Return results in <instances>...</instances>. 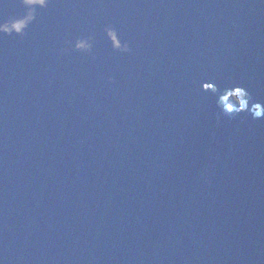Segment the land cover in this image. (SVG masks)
<instances>
[{"label": "water", "instance_id": "water-1", "mask_svg": "<svg viewBox=\"0 0 264 264\" xmlns=\"http://www.w3.org/2000/svg\"><path fill=\"white\" fill-rule=\"evenodd\" d=\"M29 12L0 33V264H264V0H0Z\"/></svg>", "mask_w": 264, "mask_h": 264}, {"label": "clouds", "instance_id": "clouds-1", "mask_svg": "<svg viewBox=\"0 0 264 264\" xmlns=\"http://www.w3.org/2000/svg\"><path fill=\"white\" fill-rule=\"evenodd\" d=\"M24 3L29 7H33L36 5L44 7L47 5L48 0H24ZM32 19H33V13L29 12V14L25 18V20L17 22L14 25L9 24V23L0 24V33H3L4 35H10L13 31H16L17 34H22V30L27 25V23L30 22ZM105 31H107L109 33V35H112V32H113L112 26L106 27ZM89 48H90V45L86 41H83V40L77 41V45H76L77 50L86 51ZM119 51L122 54H126V53H129L131 51V49L129 48V46L127 44H125L123 48L119 49ZM109 83H112L111 78H109ZM239 95H240V93L237 92V97H239ZM256 117H260L259 110H256V112H255L254 118H256Z\"/></svg>", "mask_w": 264, "mask_h": 264}]
</instances>
